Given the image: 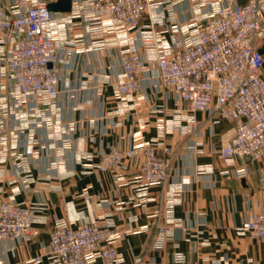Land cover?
<instances>
[{
  "label": "built area",
  "instance_id": "1",
  "mask_svg": "<svg viewBox=\"0 0 264 264\" xmlns=\"http://www.w3.org/2000/svg\"><path fill=\"white\" fill-rule=\"evenodd\" d=\"M56 1L0 0V105L40 102L51 119L49 127H56L61 122L55 102L61 94L62 68L70 61L61 43L70 42L74 52L80 53L105 51L115 40L118 46L126 45L120 53L121 79L114 86L122 107L120 118L128 112V100L139 96L148 81L172 93L189 113L190 123L196 112H209L212 118L235 125V136L219 153L227 174L244 175L237 169V160L264 158V55L257 45L264 29V0H246L242 5L238 0H216L200 21L195 15L185 24L178 21L176 7L187 0H72L70 12L49 10L48 4ZM166 17L174 21L171 42L159 30L167 27ZM146 18L149 26L143 25ZM122 34H127L124 41L118 38ZM147 36L153 38L147 47L154 50V57L146 58L138 46ZM22 109L25 117L32 111ZM33 111L39 116V109ZM5 114L0 106V147L18 131L17 124L9 128ZM172 115L175 122L167 130L162 125L160 136L171 128L181 129V112ZM35 122L27 120L26 124L36 128ZM145 129V124L140 125L141 131ZM160 147L158 140L128 149L115 147L101 154L94 169L119 170L124 159L141 158L142 185L161 188V205L169 193L170 164ZM27 151L34 153V146L28 144ZM16 168L24 186L35 181L29 156H21ZM16 195L0 200L2 246L33 242L40 234L37 224L46 220L43 206L30 200L18 202ZM162 215L160 208L154 243L159 251L173 238L176 221L172 213ZM51 226L43 252L19 264H124L116 246L123 232L105 215L79 227L65 217H54ZM238 230L264 242V213L245 220ZM174 260L184 262L185 257L177 252ZM222 262L213 260L212 264ZM137 264L149 263L140 258Z\"/></svg>",
  "mask_w": 264,
  "mask_h": 264
},
{
  "label": "crops",
  "instance_id": "2",
  "mask_svg": "<svg viewBox=\"0 0 264 264\" xmlns=\"http://www.w3.org/2000/svg\"><path fill=\"white\" fill-rule=\"evenodd\" d=\"M215 1L177 4L178 21L185 24L195 15L200 21ZM144 22L149 26L147 18ZM172 22L166 17L167 27L159 29L169 42ZM126 37L118 36L123 41ZM152 40L147 36L138 43L146 58L154 57V50L147 47ZM114 41L105 51L80 53L74 52L70 42L61 43L70 61L62 68L61 94L55 102L61 122L56 127H49L51 119L40 102L8 106L4 116L9 128L17 124L18 131L0 147V200L17 194L18 202L30 200L43 206L46 220L37 224L40 234L33 242L0 245L1 264H19L42 253L49 243L54 217H65L79 227L101 215L118 229L127 230L116 243L124 264H137L140 258L149 264H212L213 260H223L221 264H264V242L238 230L245 220L264 213V158L245 163L237 160V169L244 175L227 174L219 153L235 136V125L216 120L209 112H196L190 123L183 104L161 85L148 81L139 96L128 100V112L120 118L122 107L114 86L121 79L120 53L126 45L118 46ZM257 45L264 47V29ZM12 105L19 109L15 120L10 119L14 116ZM25 107L32 108L26 117L22 113ZM35 109H39V116ZM176 112L182 115L181 129L171 128L160 136L161 126L167 130L175 122L172 114ZM27 120H36L32 124L36 128H29ZM142 124L144 131L140 130ZM156 140L161 143L160 152L171 160L169 193L161 205V188H145L137 181L138 160H126L116 172L91 168L102 153L115 147L127 149ZM28 144L34 146V153H28ZM21 156H29L35 178L28 187L17 174L16 163ZM159 208L163 217L172 213L176 220L173 238L163 251L154 249ZM177 252L184 255V262L174 260Z\"/></svg>",
  "mask_w": 264,
  "mask_h": 264
},
{
  "label": "water",
  "instance_id": "3",
  "mask_svg": "<svg viewBox=\"0 0 264 264\" xmlns=\"http://www.w3.org/2000/svg\"><path fill=\"white\" fill-rule=\"evenodd\" d=\"M246 0H238V4L242 5ZM72 6V0H57L48 4V8L54 12H70ZM260 52L264 54V47L260 48Z\"/></svg>",
  "mask_w": 264,
  "mask_h": 264
},
{
  "label": "rangeland",
  "instance_id": "4",
  "mask_svg": "<svg viewBox=\"0 0 264 264\" xmlns=\"http://www.w3.org/2000/svg\"><path fill=\"white\" fill-rule=\"evenodd\" d=\"M2 96V94L0 93V97ZM15 103H13V105H14ZM12 105V106H13ZM1 106V108L3 107L4 108V111H6L7 110V108L8 107H5V106H3V105H0ZM2 108V109H3ZM13 108H14V111H16V112H14L13 111V114L12 115H14L13 117L11 116V118L10 119H12V120H15L16 119V115H17V109H16V107L15 106H13ZM32 110V109H31ZM25 111V110H24ZM15 113V114H14ZM14 127H16V125L14 124V126H13V128ZM12 128V129H13ZM141 143V142H140ZM134 146V145H133ZM130 148V147H129ZM128 149V148H127ZM138 160V165H139V170H140V160H141V158H127V159H124L122 162V166L124 165V162L126 161V160ZM168 160H169V164L171 165V160H170V158H168ZM100 161V157H99V159H98V161L95 163V164H97L98 162ZM95 164H92L91 165V168L93 169V170H95V171H98V172H102V171H99V170H96V169H94V166H95ZM121 166V167H122ZM108 171H114V172H116V171H118V170H108ZM142 177H141V175H140V172H139V175L136 177V179H137V181H139L140 182V184H142V179H141ZM144 186V185H143ZM145 188H150V187H148L147 185H145ZM160 209V208H159ZM158 209V210H159ZM158 210H157V212H158ZM156 212V213H157ZM164 218V217H163ZM156 222V221H155ZM117 227V226H116ZM120 230V229H119ZM120 231H122L123 233L122 234H124V233H127V230L126 231H123V230H120ZM167 245V244H166Z\"/></svg>",
  "mask_w": 264,
  "mask_h": 264
}]
</instances>
